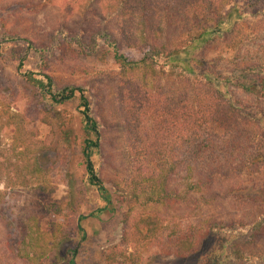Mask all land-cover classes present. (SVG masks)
Listing matches in <instances>:
<instances>
[{"label": "trees", "instance_id": "obj_1", "mask_svg": "<svg viewBox=\"0 0 264 264\" xmlns=\"http://www.w3.org/2000/svg\"><path fill=\"white\" fill-rule=\"evenodd\" d=\"M258 1L248 0L251 7ZM232 2L78 0L74 31L61 26L40 44L15 33H0V50H19L15 74L32 93L31 105L40 123L51 128L53 142L69 150L71 157L74 151L66 143L71 130L54 108L78 100L82 134L78 153L87 184L108 207L126 206L118 243L101 255L100 263L138 264L142 249L150 250L148 258L153 260L192 257L213 233L226 227L212 217L227 198V194L222 198L215 193L216 181L235 177L250 166H264V41L251 44L255 37H264V11L256 13L258 18L250 14L256 21L248 24ZM93 5L100 6L102 14L91 16ZM101 51L110 68L80 69L55 65L51 59L55 52L74 58ZM226 52L234 55L226 57ZM28 60L32 61L29 66ZM137 79L145 85L157 81L151 94L164 114L151 122L156 130L168 123L163 129L167 145L159 136L158 140L148 136L140 140L141 154L129 156L135 177L113 180L108 190L92 160L100 152L106 124L93 105L94 92L104 81L123 84ZM165 115L167 123L162 126ZM0 118H4L0 136L12 130L7 148H1L0 141V264H45L58 244L70 239L62 225L45 222L49 213L66 217L61 203L35 199L37 192L55 191L49 183L52 166L42 159L44 145L27 133L19 113H5L0 105ZM116 127L120 133L125 131ZM53 152L52 165L72 166L71 157L67 161L58 149ZM149 162L155 163L150 171ZM261 173L264 177V168ZM19 194L30 200L21 207L11 205ZM261 194L264 197V188ZM187 203L193 205L190 211L195 214L169 223L154 209L182 210ZM204 213L209 217L204 218ZM85 218L78 217L74 224L76 234L83 233L80 222ZM263 225L264 219L248 226L250 239H256ZM77 249L78 245L67 249L66 260L57 259L55 264H75ZM220 250L224 253L218 264H264V248L254 242L224 239Z\"/></svg>", "mask_w": 264, "mask_h": 264}, {"label": "rangeland", "instance_id": "obj_2", "mask_svg": "<svg viewBox=\"0 0 264 264\" xmlns=\"http://www.w3.org/2000/svg\"><path fill=\"white\" fill-rule=\"evenodd\" d=\"M78 0H0V33H15L22 38L31 39L36 44L44 43L49 36L61 26L74 31L76 25V12ZM232 6L238 8L247 17V23H254L256 20L250 18V14L264 11V0H259L254 7H251L248 0H233ZM248 6V8H246ZM91 16L102 14V9L98 5L91 7ZM90 18L92 19V17ZM248 28V25H244ZM89 33V29L85 30ZM247 33L250 30H245ZM264 37L252 39L254 46L263 43ZM17 48H2L0 50V105L5 109V113H19L25 124L27 133L33 136L36 143L44 145L45 152L43 158L52 169L49 173V183L55 186V191L49 195L37 192L35 199L43 203L48 200L51 203H61L63 213L68 217H57L51 213L47 216L46 223H57L62 225L65 233L70 234V239H66L49 254L45 264H55L57 259H64L66 250L73 249L78 245L77 254L74 258L75 264H102L101 255L107 249L118 243L120 223L126 206L114 204L108 207L101 199L95 188L90 187L86 181V174L82 161L79 158L82 134L81 116L79 102L74 100L70 104L55 107L63 117L65 124L71 130V135L67 138V145L74 151L73 156L69 150L61 149L53 142L51 128L40 123L38 115L34 112L32 93L23 88L22 81L16 76L15 67L19 58ZM3 52H6L1 56ZM234 53L226 52L224 56L229 57ZM101 51L90 57H70L64 56L62 52H55L51 57L55 65H68L71 67H88L97 71L98 69L110 68ZM60 61H59V60ZM64 60V61H61ZM31 60L26 65L31 64ZM63 63V64H62ZM111 68H114L113 66ZM67 75V74H66ZM80 75L77 80H79ZM76 80V81H77ZM80 81V80H79ZM81 82V81H80ZM83 82V80H82ZM145 85L141 81H125L123 84L104 81L94 92L96 98L94 104L99 108L100 113L106 120L104 138L102 139L100 152L92 156L93 163L98 169L104 187L111 189V182L117 179L131 180L136 172L130 162L131 154L140 155L138 152L140 140L148 136L149 140H158V137L167 145V134L163 129L168 127V117H163L162 129L153 127L151 119L159 121V115L163 116L162 107L157 100H154L151 91L156 87L157 81H147ZM237 96V94L235 95ZM237 99L247 102L243 97ZM5 106V107H4ZM9 107V109H8ZM168 111V107H163ZM165 111V112H166ZM97 115V114H96ZM4 118H0L3 123ZM121 123V124H120ZM120 125L125 131L120 133L116 127ZM111 129H107V127ZM157 131V132H156ZM162 131V132H161ZM161 133L164 134L161 136ZM169 135V134H168ZM12 130L7 129L0 136L1 148H7L11 143ZM170 136V135H169ZM56 138L59 139L57 136ZM75 138V140H74ZM135 146V147H134ZM68 148V147H67ZM54 149H58L59 155H66L67 161L72 158V166L62 163L52 165L50 156H54ZM169 149V148H168ZM52 150V152H51ZM174 151L175 148H174ZM178 153V150H177ZM140 160L144 159L140 156ZM71 167V169H70ZM155 168V163L149 162L148 171ZM263 165L250 166L239 172L235 177L227 180L216 181L214 185L215 193L224 198L223 207L217 208L212 217L214 220H222L226 227L219 232L213 233L203 244L200 245L198 253L188 259L159 258L154 260L148 257L152 253L143 250L138 264H218L221 253L222 241H235L238 244L254 242L257 247L264 248V225L259 234L255 235V240L250 239V229L248 226L264 219V197L261 190L264 188V177L261 173ZM144 172V171H143ZM143 175V174H142ZM0 190L2 187L0 186ZM26 195L19 194L10 204L21 207L26 199ZM223 200V199H222ZM221 200V201H222ZM182 210L178 208L172 210L162 209L160 206L154 207L164 221L181 219V217L193 216V205L187 203ZM42 210V208H40ZM37 212H42L41 210ZM138 208L136 207V211ZM135 214V211L132 215ZM204 218L209 217L204 213ZM86 217L80 222L83 233L74 232V224L78 217ZM1 224V222H0ZM1 227V226H0ZM1 229V228H0ZM236 229V230H235ZM74 232V233H73ZM84 236V238H82ZM223 239V240H222ZM151 253V254H150ZM66 258V256H65ZM66 260V259H64Z\"/></svg>", "mask_w": 264, "mask_h": 264}]
</instances>
